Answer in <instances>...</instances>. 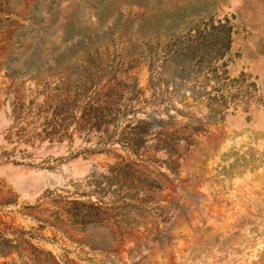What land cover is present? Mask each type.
<instances>
[{"label": "rangeland", "instance_id": "obj_1", "mask_svg": "<svg viewBox=\"0 0 264 264\" xmlns=\"http://www.w3.org/2000/svg\"><path fill=\"white\" fill-rule=\"evenodd\" d=\"M222 28L229 43L221 58L187 61L209 64L193 80L209 79L206 92L222 94L227 107L179 148L174 180L163 163L78 132L80 109L69 127L54 124L62 89L98 80L99 88L112 78L113 108L126 113L112 112L109 133L143 112L164 118L163 107L204 121L205 99L150 89L148 80L156 83L173 51L212 46ZM121 160L151 172L164 191L123 243L103 254L55 213L75 200L96 201L95 182L103 202L111 199L106 180ZM20 232L12 244L21 257L0 263L264 264V0H0V234L13 240Z\"/></svg>", "mask_w": 264, "mask_h": 264}, {"label": "trees", "instance_id": "obj_2", "mask_svg": "<svg viewBox=\"0 0 264 264\" xmlns=\"http://www.w3.org/2000/svg\"><path fill=\"white\" fill-rule=\"evenodd\" d=\"M214 29L219 30L218 27ZM228 43L229 30L220 29V34L214 45L209 47L201 44L187 45L173 51L160 65L159 75L161 77L156 80V83L153 84L152 76L148 80L150 89L164 86L165 91L168 88L171 89L172 96L183 94L184 90H187L192 99L196 101L205 99L209 112L204 121L196 118L193 114L175 108H173V114L170 115V108L163 107L164 118H159L154 111L143 112L144 118L136 119L133 124H126L120 130L109 133V126L113 121L112 112L118 113L120 118H124L126 113L118 112L113 108L112 96L116 83L112 78L106 80L107 84L101 85L99 88H96L99 86L98 80L95 83H79L72 90L62 89V97L56 100L53 122L56 126L65 129L69 127L71 121L73 123L72 115L76 109H80L78 132L93 131L102 134L101 145L114 142L127 149L137 159L143 157L155 163H163L174 180L177 177L175 160L181 158L178 154L179 148L181 147L185 151L192 143L190 137L193 134L205 132L210 124L221 120L227 107V102L222 94L210 96V93L206 92L209 79H205L202 85H197L196 80H193L207 70L210 67L209 64L202 66V63L199 62V64L193 65L189 62L191 59L187 61V58L190 55L192 58L193 55L221 58ZM191 68L192 71H190ZM148 70L150 72L152 68L149 66ZM244 98L240 97L239 100ZM79 100H82L81 107L75 104ZM235 103L234 105H236ZM130 113L137 114V112ZM177 116H180V119H177ZM185 118L187 121L183 122ZM53 132L55 131L53 130ZM53 132L49 135L53 136ZM102 149L94 150L101 153ZM89 152H93V150ZM150 152H152L151 155H148ZM156 154L163 155V158H155ZM106 183L108 184L107 190L113 188L109 194L111 199L107 202H103L106 193L101 187L102 183L95 182L97 190L93 191V195H95L96 201H72L69 207L59 208L55 217L61 223L67 222L74 231L92 238L94 245L88 243L91 249L99 250L103 254H110L112 248L123 243L122 237L125 234H130L142 223V216L151 212V209H147L146 205L152 204L156 196L164 191V187L161 180L152 176L151 172L143 170L134 162L122 160L110 167L109 179L106 180ZM62 213L66 217L64 220L59 219V215ZM24 234L26 233L16 234L13 240L4 238L0 234L1 259H6L13 254L21 257L19 247L13 245L12 242L22 240ZM0 264L16 263L3 261Z\"/></svg>", "mask_w": 264, "mask_h": 264}]
</instances>
